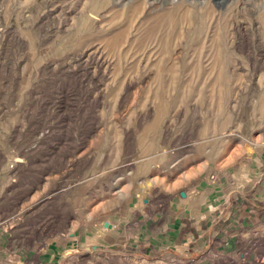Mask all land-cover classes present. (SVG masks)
<instances>
[{"label": "rangeland", "instance_id": "374dc122", "mask_svg": "<svg viewBox=\"0 0 264 264\" xmlns=\"http://www.w3.org/2000/svg\"><path fill=\"white\" fill-rule=\"evenodd\" d=\"M244 1L0 0V264H264V226L163 244L212 196L261 200L264 0Z\"/></svg>", "mask_w": 264, "mask_h": 264}, {"label": "crops", "instance_id": "0c3cea01", "mask_svg": "<svg viewBox=\"0 0 264 264\" xmlns=\"http://www.w3.org/2000/svg\"><path fill=\"white\" fill-rule=\"evenodd\" d=\"M215 181L216 177L211 182ZM230 195L231 200L228 195L226 198L223 194L212 196L215 199L213 204L215 208L210 209L209 206L208 209L204 210L205 213H208L199 220H192L193 222L191 220L169 221L164 228L166 233L163 244L171 247L175 244L185 245L186 243L203 241L204 235L208 237L206 231L209 230V227L217 225L221 221H228L227 226L234 228L239 227L241 224L251 227L264 226V186L262 195L260 194L261 200H258L255 193L250 194L251 197L247 199L242 194H238V196ZM212 201L211 199L208 202ZM189 218L193 219L191 216ZM214 221L215 223L212 224ZM142 247L145 248L147 245ZM154 249L157 248L154 247Z\"/></svg>", "mask_w": 264, "mask_h": 264}, {"label": "bare ground", "instance_id": "6f19581e", "mask_svg": "<svg viewBox=\"0 0 264 264\" xmlns=\"http://www.w3.org/2000/svg\"><path fill=\"white\" fill-rule=\"evenodd\" d=\"M238 1L240 2L241 5H243V4L246 3L244 0H238ZM239 2H237V3L235 4V8H237L238 10H241V9H243L244 7L242 8V7L238 4ZM83 54H84V53H83ZM262 61H263V60H262ZM230 135H231V134H230ZM119 193H120V191H117V192H116V194H119Z\"/></svg>", "mask_w": 264, "mask_h": 264}, {"label": "water", "instance_id": "95a60500", "mask_svg": "<svg viewBox=\"0 0 264 264\" xmlns=\"http://www.w3.org/2000/svg\"><path fill=\"white\" fill-rule=\"evenodd\" d=\"M181 197L183 198V197H185V193H181ZM106 227H110V226H108V224L106 225Z\"/></svg>", "mask_w": 264, "mask_h": 264}, {"label": "built area", "instance_id": "2783aa9c", "mask_svg": "<svg viewBox=\"0 0 264 264\" xmlns=\"http://www.w3.org/2000/svg\"><path fill=\"white\" fill-rule=\"evenodd\" d=\"M214 180V177H212L211 179H210V181H213Z\"/></svg>", "mask_w": 264, "mask_h": 264}]
</instances>
